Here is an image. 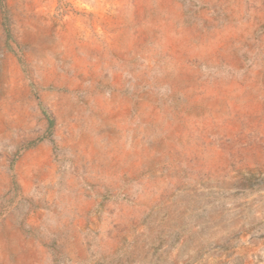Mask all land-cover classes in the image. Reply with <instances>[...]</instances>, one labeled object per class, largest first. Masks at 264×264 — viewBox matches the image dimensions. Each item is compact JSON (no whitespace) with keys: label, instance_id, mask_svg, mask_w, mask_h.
I'll list each match as a JSON object with an SVG mask.
<instances>
[{"label":"rangeland","instance_id":"374dc122","mask_svg":"<svg viewBox=\"0 0 264 264\" xmlns=\"http://www.w3.org/2000/svg\"><path fill=\"white\" fill-rule=\"evenodd\" d=\"M0 264H264V0H0Z\"/></svg>","mask_w":264,"mask_h":264}]
</instances>
